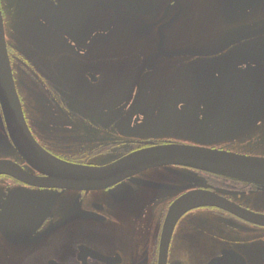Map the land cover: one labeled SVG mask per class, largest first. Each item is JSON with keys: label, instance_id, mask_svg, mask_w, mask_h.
Segmentation results:
<instances>
[{"label": "flooded vegetation", "instance_id": "1", "mask_svg": "<svg viewBox=\"0 0 264 264\" xmlns=\"http://www.w3.org/2000/svg\"><path fill=\"white\" fill-rule=\"evenodd\" d=\"M0 4L26 123L51 155L105 166L151 147L190 145L264 157L258 98L248 109V103L202 102L208 77L228 92L234 72L264 63V0ZM98 33L105 36L96 39ZM183 72L195 103L153 104L145 113L147 76ZM246 72L241 76L248 79ZM257 86L262 91L264 84ZM30 87L44 104H32ZM0 161L42 177L17 152L1 104ZM185 197L200 205L178 220L167 264H184L173 254L185 249V239L195 249L184 251L194 264H264V226L247 219L264 216V186L181 165L144 170L94 191L0 175V264H159L170 209Z\"/></svg>", "mask_w": 264, "mask_h": 264}, {"label": "water", "instance_id": "2", "mask_svg": "<svg viewBox=\"0 0 264 264\" xmlns=\"http://www.w3.org/2000/svg\"><path fill=\"white\" fill-rule=\"evenodd\" d=\"M251 67H248V72L245 71L251 74L248 79L241 76L245 72L233 73V88L228 92L229 86L214 82L213 76L208 77L202 87L203 104H215L217 101L218 104L248 103L245 107L248 109L249 104L258 98L260 113H264V87L259 91L257 86L264 84V63ZM223 76L225 75L222 73L220 77ZM0 104L16 150L30 166L43 174L44 178L37 179L8 161H0V175H10L32 185L78 191L101 190L145 169L181 165L264 186V158L245 157L218 150L182 145L158 146L142 150L101 168L69 164L47 153L34 140L24 121L7 51L1 8ZM198 205L200 204L194 203V197H185L171 207L162 233L159 264H167L170 242L178 220L185 212ZM247 219L264 226V216ZM210 264H221V260Z\"/></svg>", "mask_w": 264, "mask_h": 264}, {"label": "rangeland", "instance_id": "3", "mask_svg": "<svg viewBox=\"0 0 264 264\" xmlns=\"http://www.w3.org/2000/svg\"><path fill=\"white\" fill-rule=\"evenodd\" d=\"M199 10L203 9V4L201 3L199 6ZM103 11L101 8H96L94 12H101ZM106 13V11H103ZM106 21V19H104ZM108 25H110V30L113 33H116L119 29L114 28L112 26L116 25V22L114 19L109 18ZM119 25V24H118ZM120 32V31H119ZM105 36V33H98L95 35L96 39H102V37ZM9 40V37L7 36V42ZM11 42V41H10ZM94 42H96L94 40ZM105 47L107 48H115V46L112 43L107 44ZM163 74L161 76L159 75H151L149 74L147 76L146 81V88H149V95L146 98H143L142 102L140 103L143 111L147 113V109L149 106V114H150V108L153 104H162V103H169V104H194L196 99V94L192 87H183V85L188 86L189 80L186 78L185 73L177 74V73H168ZM176 85V86H175ZM145 88V89H146ZM30 91L31 99L33 100L32 104H38V101L41 100L40 104H44L42 98L37 93V91L30 87L28 88ZM40 98V99H39ZM180 122L183 121L181 116ZM264 126V122L262 124ZM232 141H235L234 139H231ZM262 141L264 143V137L262 138ZM150 230V229H149ZM182 245V244H181ZM183 245L186 250H191L193 254L194 247L189 243V241L183 242ZM178 249V248H177ZM182 249V248H181ZM177 250L175 254H173V259H180L184 264H194L193 260V254L184 250Z\"/></svg>", "mask_w": 264, "mask_h": 264}, {"label": "bare ground", "instance_id": "4", "mask_svg": "<svg viewBox=\"0 0 264 264\" xmlns=\"http://www.w3.org/2000/svg\"><path fill=\"white\" fill-rule=\"evenodd\" d=\"M4 30H5V34H6L5 21H4ZM5 40H6V44H7V46H8V42H7V35H5ZM240 115H242V114H240Z\"/></svg>", "mask_w": 264, "mask_h": 264}]
</instances>
